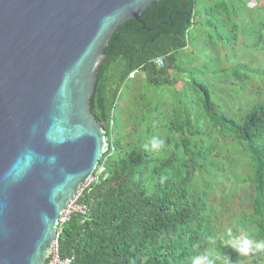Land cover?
Masks as SVG:
<instances>
[{"label":"trees","instance_id":"1","mask_svg":"<svg viewBox=\"0 0 264 264\" xmlns=\"http://www.w3.org/2000/svg\"><path fill=\"white\" fill-rule=\"evenodd\" d=\"M260 1L255 0L258 5L252 9L244 0L216 4L224 17L222 42H233L234 47L241 27L243 44L252 41L264 52V2ZM196 5L197 0H160L140 17L149 29L161 23L155 30L145 31L134 20L127 21L104 49L89 108L109 147L92 181L82 187L77 198L76 203L87 208L85 213H73L60 227V258L71 259L72 264H191L193 256L214 247L229 255L234 264H264V253L241 257L224 247L220 239L214 245L209 243V237L222 236L228 228L237 236L246 233L255 240L264 239V101L250 107L248 98L246 112L239 113V108L230 115L224 107L220 114L208 87L193 80L196 91L198 88L203 93L200 101L207 127L204 123L202 131L201 121L184 113L185 118L171 121L168 117L169 123L157 127L159 132L142 130L136 122L123 135V122L115 113L123 89L129 88L127 81L136 74L144 75V90L173 85L171 73L179 69L176 53L188 45ZM251 10L255 15L247 17ZM238 16L240 21L233 20ZM246 37L250 38L245 41ZM157 58L163 59V67L154 64ZM248 71L240 65L222 69L228 78L240 81L235 86L222 83L228 88L226 98L237 100L244 84L264 77L263 67L258 66L255 74H246ZM152 137L165 140L167 147L146 151L144 145ZM218 137L229 140L233 152L247 160L242 167L246 171L239 169L234 174L229 156L222 155V162L213 157L219 149ZM161 177H166L163 183ZM227 182L233 185L230 191ZM248 183L253 191L245 196L240 193L235 204L233 191L239 189L234 187ZM218 187L221 192L215 196ZM246 203V209L230 214L236 210L233 206L243 208ZM194 245L199 249L194 250Z\"/></svg>","mask_w":264,"mask_h":264},{"label":"water","instance_id":"2","mask_svg":"<svg viewBox=\"0 0 264 264\" xmlns=\"http://www.w3.org/2000/svg\"><path fill=\"white\" fill-rule=\"evenodd\" d=\"M160 0H0V264H45L108 138L89 108L103 51Z\"/></svg>","mask_w":264,"mask_h":264},{"label":"rangeland","instance_id":"3","mask_svg":"<svg viewBox=\"0 0 264 264\" xmlns=\"http://www.w3.org/2000/svg\"><path fill=\"white\" fill-rule=\"evenodd\" d=\"M244 1L249 6L251 5V9L253 6L258 5L255 0ZM220 2L221 0H197L194 10V23L188 30V45L185 49L176 53V66L179 68V72L174 70L175 72L171 73V78L174 79L171 87H148L144 90L141 88L142 86L145 87L143 74H136L133 79L127 81L129 88L123 89L115 109V113L119 114L120 120L123 122L121 128L123 135L127 134L136 122H139L138 124L142 126V130L150 129L152 132H159L157 127L169 123V121L166 122L168 117L171 118V121L175 117L181 119L185 118L184 113L191 115V118L196 117L200 120L201 122L198 123L200 124V130H204L207 127V121L202 116L203 108L200 99L203 97V93L198 88L196 91L193 80L202 82L208 87L211 101L220 114H222L224 107H227L225 112L230 115H234L239 108V113L246 112L248 108L244 104L248 98L250 107L256 102L264 101V77L249 84H244L243 92L236 97L238 101L224 96L228 92V88L222 83L227 82L235 86L240 81L239 79L228 78V74L222 73V69L240 65L250 70L245 72L246 74H255L254 70H257L258 66L264 68V52L252 45V41H248L247 46L243 44L242 34L240 33L241 27L237 29V44L234 47L232 46L233 42L229 44L222 42V33H225L222 30V19L224 17H222V10L216 9V4ZM260 2H264V0ZM253 15H255L253 10L246 13L247 17ZM233 20L240 21L241 18L238 16ZM250 32H253V30H250ZM250 37H246L245 41ZM248 58L256 61L251 62ZM248 66H253L254 70ZM235 103L233 109H228ZM174 109L176 112H172ZM157 120H160L161 123L157 124ZM204 123H206V127L203 126ZM190 130L192 131L193 128ZM185 131H187L186 128ZM216 141L219 142V149L214 152L213 157L215 155L222 162V155L229 156L233 161L234 168L232 172L234 174H237L239 169L242 172L246 171V168L242 169V167H244L247 160L233 152L231 142L221 140L220 137L216 138ZM232 187L231 182L226 183L228 191ZM234 189H239L237 192L233 191L235 204L239 202L237 197L240 193L245 196L246 193L253 191V187L249 183L243 187L239 184ZM220 192L221 187L216 188L214 190L215 196H218ZM217 199L220 200L219 197ZM233 207L236 210L230 214H235L240 209H246L247 203L243 208H239L237 205Z\"/></svg>","mask_w":264,"mask_h":264},{"label":"clouds","instance_id":"4","mask_svg":"<svg viewBox=\"0 0 264 264\" xmlns=\"http://www.w3.org/2000/svg\"><path fill=\"white\" fill-rule=\"evenodd\" d=\"M167 147L165 140L152 137L144 149L158 151ZM166 177H161V183ZM216 239H220L224 247L232 249L238 256L248 257L257 253H264V239L255 240L248 234L234 235L231 228H228L222 236L216 238L209 237V243L215 244ZM199 245H194V250H198ZM191 264H234L231 257L225 253L217 251L214 247L206 249L203 253L197 254L191 258Z\"/></svg>","mask_w":264,"mask_h":264},{"label":"built area","instance_id":"5","mask_svg":"<svg viewBox=\"0 0 264 264\" xmlns=\"http://www.w3.org/2000/svg\"><path fill=\"white\" fill-rule=\"evenodd\" d=\"M154 64L156 66H158L159 68L163 67V65H164L163 59L162 58H157L156 60H154ZM132 76H130V77H132ZM92 179L86 185H88L92 181ZM86 185H84L83 187H85ZM81 189L78 192V194L75 196V198L67 205V207L62 212V216H61V218L59 220V225H58V229H57L56 241L54 242L51 255L48 257V259L46 261L47 264H72V260L71 259H68V258L62 259V258L59 257L57 241H58V234H59L60 229H61L60 227L69 220L70 216L73 213L84 214L86 209H87L86 207L79 206L76 203L78 196L81 194Z\"/></svg>","mask_w":264,"mask_h":264}]
</instances>
